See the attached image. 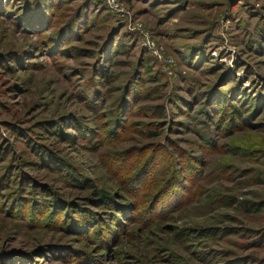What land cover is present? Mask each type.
<instances>
[{
	"label": "rangeland",
	"instance_id": "374dc122",
	"mask_svg": "<svg viewBox=\"0 0 264 264\" xmlns=\"http://www.w3.org/2000/svg\"><path fill=\"white\" fill-rule=\"evenodd\" d=\"M0 264H264V0H0Z\"/></svg>",
	"mask_w": 264,
	"mask_h": 264
},
{
	"label": "trees",
	"instance_id": "16d2710c",
	"mask_svg": "<svg viewBox=\"0 0 264 264\" xmlns=\"http://www.w3.org/2000/svg\"><path fill=\"white\" fill-rule=\"evenodd\" d=\"M114 48H116L117 50H120V46L115 45ZM156 112L159 113L158 110H156ZM150 134H151L152 136L156 135L155 132H151ZM251 209H252V208H251Z\"/></svg>",
	"mask_w": 264,
	"mask_h": 264
}]
</instances>
